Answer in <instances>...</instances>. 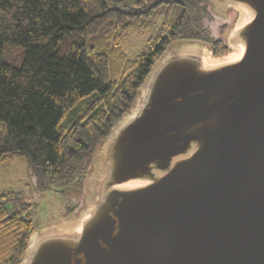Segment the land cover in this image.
I'll list each match as a JSON object with an SVG mask.
<instances>
[{
    "label": "water",
    "instance_id": "water-1",
    "mask_svg": "<svg viewBox=\"0 0 264 264\" xmlns=\"http://www.w3.org/2000/svg\"><path fill=\"white\" fill-rule=\"evenodd\" d=\"M208 1L239 13L236 55L168 45L100 142L86 207L34 229L19 264H264V0Z\"/></svg>",
    "mask_w": 264,
    "mask_h": 264
},
{
    "label": "trees",
    "instance_id": "trees-1",
    "mask_svg": "<svg viewBox=\"0 0 264 264\" xmlns=\"http://www.w3.org/2000/svg\"><path fill=\"white\" fill-rule=\"evenodd\" d=\"M211 17L207 0H0V164L27 159L40 187L80 174L84 191L97 147L168 45L229 52ZM158 21L146 50L127 55L129 34ZM7 45L23 49L20 65L2 61ZM14 199L0 194V264H19L36 227Z\"/></svg>",
    "mask_w": 264,
    "mask_h": 264
},
{
    "label": "rangeland",
    "instance_id": "rangeland-1",
    "mask_svg": "<svg viewBox=\"0 0 264 264\" xmlns=\"http://www.w3.org/2000/svg\"><path fill=\"white\" fill-rule=\"evenodd\" d=\"M207 4L212 17L204 19V23L214 35L220 25L225 23L223 40L226 43L229 33L240 25V15L234 8L220 11L212 7L208 0ZM159 27L158 21L149 29L130 33L123 45L125 53L132 56L137 52L146 50L150 38L156 35ZM229 49H231L229 52L236 55V49ZM22 51L21 47L7 45L2 55V61L11 62L18 66L22 60ZM210 53L209 56L211 57ZM100 144L96 152L101 147ZM29 164L30 162L23 157H16L0 164V194L8 192L13 194L15 199L9 203V209L24 208V211L30 214L31 220L36 226L35 229L37 228L36 231L54 228L68 222L86 207L85 198L89 195V184L92 182V178L95 179L96 171H89L85 180V189L81 192L83 184L80 174L40 187L33 179ZM75 205L74 212L66 215Z\"/></svg>",
    "mask_w": 264,
    "mask_h": 264
}]
</instances>
